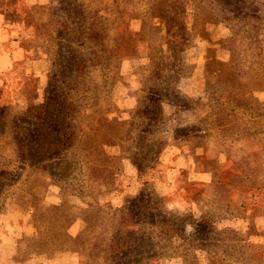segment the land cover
<instances>
[{
	"label": "rangeland",
	"instance_id": "rangeland-1",
	"mask_svg": "<svg viewBox=\"0 0 264 264\" xmlns=\"http://www.w3.org/2000/svg\"><path fill=\"white\" fill-rule=\"evenodd\" d=\"M24 9L22 43L46 68L4 76L0 264H264V0ZM46 90L76 138L44 170L16 133Z\"/></svg>",
	"mask_w": 264,
	"mask_h": 264
},
{
	"label": "trees",
	"instance_id": "trees-1",
	"mask_svg": "<svg viewBox=\"0 0 264 264\" xmlns=\"http://www.w3.org/2000/svg\"><path fill=\"white\" fill-rule=\"evenodd\" d=\"M65 24V23H63ZM64 31H69L68 26H63ZM87 62L80 65L78 71L81 74H83L87 68ZM75 89V88H73ZM74 91V90H73ZM48 90H46V96L45 101L42 104L38 105H31L28 107L26 115L28 118H32V123H29V125H32L31 129L26 130H18V133H16L18 141L17 143V149H18V155L19 157L25 159L32 156L33 163L35 167L41 168L46 170L48 168L49 161L53 160L56 155L55 152L61 151L64 147H71L73 144V141L76 138V133H70L68 132L69 129L66 127V122L68 121V118H71L72 120L76 116L67 114H58L56 116L51 115V104L49 103V98L47 96ZM4 93V84L0 88V98L2 97ZM262 100H264V91L260 92V95H258ZM159 118L161 117L162 113H159ZM255 115H261L264 116V112H257ZM58 122V134L57 129L53 132L52 128L56 125ZM66 133L65 139H62L63 133ZM50 161V162H51ZM73 165L71 162H66V166L64 170L58 173L60 177L68 178L73 170ZM238 179L242 181H251L252 177L250 174H244L240 172V174H237L236 176ZM214 175L212 174V179H214ZM4 181H6V175L5 173H0V189L2 190L4 187ZM260 190H263L264 192V186L261 187ZM170 229H174L175 232L178 233V235L181 236L183 241H187V236L185 232L181 229V227L175 225V224H165ZM189 242V240L187 241ZM192 244V243H190ZM121 241H117L113 244V250L114 253H119L120 251H123L126 249V247L121 246Z\"/></svg>",
	"mask_w": 264,
	"mask_h": 264
},
{
	"label": "crops",
	"instance_id": "crops-1",
	"mask_svg": "<svg viewBox=\"0 0 264 264\" xmlns=\"http://www.w3.org/2000/svg\"><path fill=\"white\" fill-rule=\"evenodd\" d=\"M22 1L25 2L24 6L21 5ZM39 1L0 0V88L5 82L4 76L7 74L17 77L25 70L28 75L44 77V71H41L40 68L41 66L43 69L46 68L45 62L36 59L31 60L28 56V49L22 43L23 38L28 34L26 31H31L34 28V24L24 23L25 15H30V13L24 15V7H34L39 4ZM40 81L43 82V78ZM41 82L34 92L36 99L42 95V88L44 87ZM200 177L206 182L212 180L207 174H200Z\"/></svg>",
	"mask_w": 264,
	"mask_h": 264
}]
</instances>
